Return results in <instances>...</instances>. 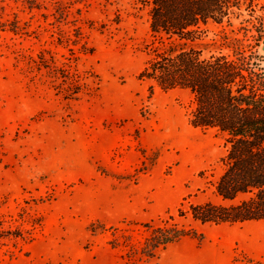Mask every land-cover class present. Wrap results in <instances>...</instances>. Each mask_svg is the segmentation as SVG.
Instances as JSON below:
<instances>
[{"label":"rangeland","instance_id":"obj_1","mask_svg":"<svg viewBox=\"0 0 264 264\" xmlns=\"http://www.w3.org/2000/svg\"><path fill=\"white\" fill-rule=\"evenodd\" d=\"M146 1L0 0V264H264L262 222L191 220L221 203L226 146L189 91L139 79ZM231 22L201 27L205 53L254 45ZM150 223L202 238L147 255Z\"/></svg>","mask_w":264,"mask_h":264},{"label":"trees","instance_id":"obj_2","mask_svg":"<svg viewBox=\"0 0 264 264\" xmlns=\"http://www.w3.org/2000/svg\"><path fill=\"white\" fill-rule=\"evenodd\" d=\"M148 27L153 39L139 79L150 94L181 89L192 96L188 124L212 131L224 140L222 174L214 189L221 203L190 206L200 224H264V4L256 0H147ZM252 32L254 45L224 35L221 47L231 54L205 53L202 26H228ZM205 47V48H202ZM144 243L147 255L183 238H202L195 230L160 228L152 223Z\"/></svg>","mask_w":264,"mask_h":264},{"label":"water","instance_id":"obj_3","mask_svg":"<svg viewBox=\"0 0 264 264\" xmlns=\"http://www.w3.org/2000/svg\"><path fill=\"white\" fill-rule=\"evenodd\" d=\"M260 51L264 53V40L261 42Z\"/></svg>","mask_w":264,"mask_h":264}]
</instances>
